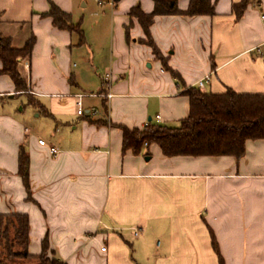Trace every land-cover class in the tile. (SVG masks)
Wrapping results in <instances>:
<instances>
[{"label": "crops", "instance_id": "crops-1", "mask_svg": "<svg viewBox=\"0 0 264 264\" xmlns=\"http://www.w3.org/2000/svg\"><path fill=\"white\" fill-rule=\"evenodd\" d=\"M51 1L80 23L82 42L39 15L48 0H0V32L35 36L17 65L30 96L0 74V213L27 214L29 253L38 254L46 237L67 264H219L218 256L222 264H264V139L246 140L238 159L165 156L154 143L138 154L123 150L121 130L178 126L189 111L183 91L206 77L202 92L264 93V0L239 19L231 12L239 0H211L212 16H155L150 35L179 80L128 16L135 4L150 12L152 0ZM188 2L178 0V8ZM83 8L91 9L87 17ZM106 92L110 98L99 95ZM78 94L96 114L76 113ZM17 96L37 103L29 105L45 138L27 126ZM20 147L32 200L17 173Z\"/></svg>", "mask_w": 264, "mask_h": 264}, {"label": "trees", "instance_id": "trees-1", "mask_svg": "<svg viewBox=\"0 0 264 264\" xmlns=\"http://www.w3.org/2000/svg\"><path fill=\"white\" fill-rule=\"evenodd\" d=\"M119 0H113L117 2ZM153 9L146 13L139 4L133 5L129 18H135L143 30L141 43L148 45L156 58L161 61L162 68L179 80V74L171 69L160 55L150 35V26L155 16L184 15L196 16L214 14L211 0H189L185 10L178 8V0H152ZM260 7L261 0H239L232 3L231 12L239 19L248 5ZM41 17L51 19L52 25L61 30L74 32L78 42L83 41V30L80 23H73L71 14L63 11L53 1L48 0V9L39 13ZM28 27V22H19L17 28ZM20 33V34H19ZM24 37L18 46L14 42L18 37ZM128 27L126 37L128 39ZM35 41L30 30L26 36L17 32L16 36H4L0 32V74L7 75L15 92L22 94L28 91L26 80L18 71V63L29 58ZM183 94L188 97V115L179 121L178 126L168 127L148 122L142 128L121 127L122 149L131 150L134 154L141 152L143 145L156 144L165 156H221L230 155L240 158L245 152L246 140L264 139V93H237L227 88L222 93L202 92L199 88L187 87ZM28 103L36 106L33 98ZM17 173L26 192V199L32 200L29 184V158L23 147L18 153ZM29 219L25 213H0V264H67L49 250V244L44 237L38 254L28 251ZM212 244L216 250L214 239ZM219 264L222 259L218 256Z\"/></svg>", "mask_w": 264, "mask_h": 264}, {"label": "rangeland", "instance_id": "rangeland-1", "mask_svg": "<svg viewBox=\"0 0 264 264\" xmlns=\"http://www.w3.org/2000/svg\"><path fill=\"white\" fill-rule=\"evenodd\" d=\"M89 11H91V9L83 8V9H81L80 12L81 13L83 12L86 15V17H87ZM25 93H26L27 96H30V94L28 93V91L25 92ZM17 100H21L22 103H23V105L26 102V99H25L24 96H17V98H15L14 101L16 102ZM20 106H21L20 103H17V107L16 108L19 109ZM24 106H25V112H22L21 114H26V117L29 118L30 121L32 122V124H31L32 126L29 123H27V126L29 128H31V130H32L33 133H35V132L38 133L39 132L40 137L45 138V135H46L45 134V129L42 126V124L40 123V121H42V118L35 117L36 111L34 112V110H32V107L29 104H25ZM29 264H33V262H31Z\"/></svg>", "mask_w": 264, "mask_h": 264}, {"label": "built area", "instance_id": "built-area-1", "mask_svg": "<svg viewBox=\"0 0 264 264\" xmlns=\"http://www.w3.org/2000/svg\"><path fill=\"white\" fill-rule=\"evenodd\" d=\"M263 19H264V16H263ZM206 80H208V77H206V78H204V79H200V80H198L197 81V86L199 87V88H201L202 86H203V83L206 81ZM100 96H103V97H105V98H110L111 97V94L109 93V92H106V93H100L99 94ZM83 95L82 94H78L77 95V101H76V106H77V108H76V113L78 114V115H84V114H88V115H94V114H96L97 113V110L95 109V108H90V109H88L87 111H85L83 108H82V106H81V97H82ZM37 142H38V144H40V145H44L45 144V141L43 140V139H38L37 140ZM49 152L51 153V154H55L56 152H57V150H56V148L55 147H53V146H49ZM136 231H134V234L136 235ZM100 250H102V251H104L105 250V247L104 246H102L101 248H100Z\"/></svg>", "mask_w": 264, "mask_h": 264}, {"label": "water", "instance_id": "water-1", "mask_svg": "<svg viewBox=\"0 0 264 264\" xmlns=\"http://www.w3.org/2000/svg\"><path fill=\"white\" fill-rule=\"evenodd\" d=\"M148 159V157H146Z\"/></svg>", "mask_w": 264, "mask_h": 264}]
</instances>
